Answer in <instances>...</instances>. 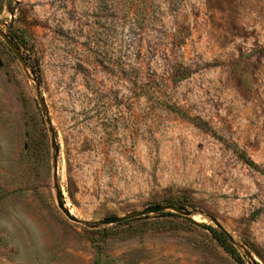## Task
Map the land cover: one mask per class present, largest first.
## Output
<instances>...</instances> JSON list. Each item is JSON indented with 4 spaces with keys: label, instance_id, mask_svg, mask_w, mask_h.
<instances>
[{
    "label": "rangeland",
    "instance_id": "374dc122",
    "mask_svg": "<svg viewBox=\"0 0 264 264\" xmlns=\"http://www.w3.org/2000/svg\"><path fill=\"white\" fill-rule=\"evenodd\" d=\"M144 2L0 0V264H264V0Z\"/></svg>",
    "mask_w": 264,
    "mask_h": 264
},
{
    "label": "water",
    "instance_id": "95a60500",
    "mask_svg": "<svg viewBox=\"0 0 264 264\" xmlns=\"http://www.w3.org/2000/svg\"><path fill=\"white\" fill-rule=\"evenodd\" d=\"M0 36L3 38V40L5 41V43L9 46V48L12 50V52L14 53V55L17 57V59L20 61V63L22 64L24 69L28 68V64L26 61L25 56L23 55V53L21 52L20 48L17 46V44L14 42V40L12 39V37L6 33L3 30H0ZM37 91L40 92V88L37 87ZM41 104H42V108L46 117V122L49 126V131L51 134V142H52V147L55 151V156H54V174L56 176L57 174V156L59 153V146L57 144L56 141V132L55 129L53 127L52 124V120L49 116V113L47 111V105L44 99L41 100ZM55 188H56V200H57V205L58 207L62 210V212L72 221H78V218L76 216H74L71 211L69 210V208H67L66 203L64 201V196L63 193L60 189V186L58 183L55 184ZM167 210H171V211H175L177 213L183 214L185 216H193L197 213L196 210H192L189 209L186 206L183 205H175V204H166V205H162V204H156V205H150V206H146L140 210H134L131 212H128L122 216H108L105 217L101 220H99L100 224L103 225H107V224H119L125 221H128L132 218L135 217H142V216H147L149 214L152 213H160L163 211H167ZM210 220H212L216 226L220 229H223L222 225L218 222V220L215 217H210ZM232 241V238H231ZM241 248L244 250V254L245 256L249 259V264H257V261L255 260L252 252L250 250H248L245 246L241 245Z\"/></svg>",
    "mask_w": 264,
    "mask_h": 264
},
{
    "label": "trees",
    "instance_id": "16d2710c",
    "mask_svg": "<svg viewBox=\"0 0 264 264\" xmlns=\"http://www.w3.org/2000/svg\"><path fill=\"white\" fill-rule=\"evenodd\" d=\"M148 3H149V0H145L144 6H143V10H144L145 15L147 14L145 12V10L148 11V8H149V4ZM130 10H132V8H130ZM170 107L172 109H174L175 111H178L180 113H183V115H185V113L178 106H170ZM247 161L252 167H254L255 169L260 170V171H262L264 173V170H261L260 167L254 161H252V160H247ZM170 203L171 204H183V203L169 202V204ZM166 213L172 214L173 212H166ZM124 223H128V221L124 222ZM212 231L215 233L217 240L220 242V244L225 249H227L229 252H233V253H235L237 251L236 247L234 246L233 242L231 241L230 236L227 234V232L225 230H221V229L214 230V229H212Z\"/></svg>",
    "mask_w": 264,
    "mask_h": 264
}]
</instances>
